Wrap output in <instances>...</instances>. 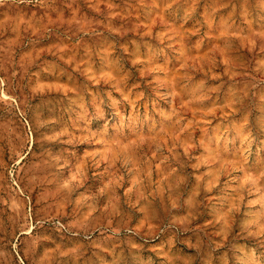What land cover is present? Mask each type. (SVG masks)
I'll list each match as a JSON object with an SVG mask.
<instances>
[{
  "label": "rangeland",
  "instance_id": "obj_1",
  "mask_svg": "<svg viewBox=\"0 0 264 264\" xmlns=\"http://www.w3.org/2000/svg\"><path fill=\"white\" fill-rule=\"evenodd\" d=\"M0 264H264V0H0Z\"/></svg>",
  "mask_w": 264,
  "mask_h": 264
}]
</instances>
